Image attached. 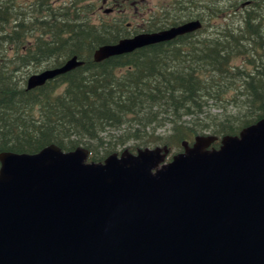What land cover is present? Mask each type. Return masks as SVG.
I'll return each mask as SVG.
<instances>
[{"label":"trees","instance_id":"16d2710c","mask_svg":"<svg viewBox=\"0 0 264 264\" xmlns=\"http://www.w3.org/2000/svg\"><path fill=\"white\" fill-rule=\"evenodd\" d=\"M246 1L166 0L135 33L192 19L203 27L96 62L99 46L131 32L124 21L93 22L95 0L86 20L72 6L55 8L52 20L48 2L0 0V152L84 146L88 160L100 162L159 144L169 161L199 135L216 136L212 147H220L224 136L264 118V0L243 9ZM17 20L34 21L39 37L32 24H3ZM74 55L82 66L31 90L21 84L23 67L43 66L39 72Z\"/></svg>","mask_w":264,"mask_h":264},{"label":"water","instance_id":"95a60500","mask_svg":"<svg viewBox=\"0 0 264 264\" xmlns=\"http://www.w3.org/2000/svg\"><path fill=\"white\" fill-rule=\"evenodd\" d=\"M192 19L99 46L94 60L196 32ZM33 73L27 89L80 67ZM199 135L89 161L50 144L0 152V264H264V118L238 135Z\"/></svg>","mask_w":264,"mask_h":264},{"label":"flooded vegetation","instance_id":"af4514ba","mask_svg":"<svg viewBox=\"0 0 264 264\" xmlns=\"http://www.w3.org/2000/svg\"><path fill=\"white\" fill-rule=\"evenodd\" d=\"M19 3L21 4L20 6L23 7L24 5L29 4L32 1H37V0H18ZM43 3L48 2V4L50 5V9H51V16L50 18L53 20L54 19V12L56 11L55 8H58L60 10L66 9L68 7H73V8H78L80 10V18L83 20H86L87 17V6L89 3V0H79V4H77L78 0H42ZM97 2L96 8L98 9H104V14L99 16L96 20H94L95 22H101V21H107V22H120V21H124V26L128 29L131 26V22L128 21V17H127V13L130 11V9L133 10V12L136 14V10H138V6H135V1L134 0H121V2L123 1V5L121 3H119V0H95ZM252 3V0H247L244 4H243V9L246 8L247 6H249ZM248 8V7H247ZM143 19H147L145 16L143 17ZM32 24L33 28H35V22L31 21V20H25V21H13V22H4V26L7 25H14L16 24L17 26H20V24ZM145 24V23H144ZM144 24L140 25V26H144ZM116 27V26H114ZM139 27V26H138ZM9 30V29H8ZM131 35L133 36L137 33H135V30L130 31ZM148 32H153V31H148ZM31 35H33V38L39 37V31H36L35 29L31 30ZM140 33V32H138ZM7 34V32H6ZM31 35L29 37H31ZM129 36V37H130ZM52 39V38H51ZM249 69H252L253 66L250 65L248 66ZM30 76V75H29ZM26 80V87H27V81L28 78Z\"/></svg>","mask_w":264,"mask_h":264},{"label":"rangeland","instance_id":"374dc122","mask_svg":"<svg viewBox=\"0 0 264 264\" xmlns=\"http://www.w3.org/2000/svg\"><path fill=\"white\" fill-rule=\"evenodd\" d=\"M165 1L166 0H135V6L139 7L138 10H136V14L134 13L135 11L133 12L132 9H130V11L127 13L128 21L131 22V26L129 27L130 31L135 30V28L144 24L146 19H143V17L145 16L146 18H148L149 11L151 12L153 7L155 8L157 6H160V4L164 3ZM89 2H91V0ZM119 3H121L122 5L124 4L123 1L121 2V0H119ZM87 9L89 8L87 7ZM103 13H104V9L95 8L94 10H91L89 14H90V17L92 18V21L94 22V20H96L99 16L103 15ZM212 22L215 23L216 22L215 19H212ZM42 68L43 66H40V65L39 66H35V65L25 66L23 67V70H21L22 72L21 74H19V78H22L25 76L28 77L32 73H36L35 72L36 70H39ZM21 84L26 85V80H21ZM158 146H161V145L158 144Z\"/></svg>","mask_w":264,"mask_h":264}]
</instances>
